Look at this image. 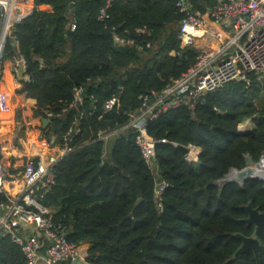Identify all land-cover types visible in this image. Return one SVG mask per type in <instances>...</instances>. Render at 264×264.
<instances>
[{"label": "trees", "instance_id": "1", "mask_svg": "<svg viewBox=\"0 0 264 264\" xmlns=\"http://www.w3.org/2000/svg\"><path fill=\"white\" fill-rule=\"evenodd\" d=\"M187 1L202 13L215 3ZM176 2L116 0L109 17L98 20L103 0H71V6L68 0H34L32 12L12 27L17 50L8 40L0 59V81L16 55L25 59L29 76L28 81L19 78L21 89L8 99L0 94L6 121L0 132L16 137L34 131L61 145L76 122L72 150L56 165L43 203L54 221L66 226L68 241L89 245L86 259L93 264H264V242L257 258L251 250L234 256L241 245L238 235L251 236L254 230L244 221L245 206L264 211V182H227L220 195L217 184L207 185L244 168L246 156L258 162L263 155L264 105L259 103L264 77L252 73L248 87L227 83L206 93L193 114L184 106L171 107L147 119L150 136L199 147V163L187 162L181 149L160 144L153 173L132 128L97 140L98 131L127 123L140 106V94L153 99L193 64L200 41L191 49L180 48ZM140 28L146 33H138ZM114 34L134 44L119 45ZM79 87L83 92L72 108L73 90ZM112 96L118 97L115 106L102 112V103ZM26 99L35 103L28 105ZM7 113L14 116L7 118ZM248 120L251 131L239 135L238 125ZM12 157L0 154L7 173L28 170L26 159L8 165ZM157 180L166 183L161 208L154 195ZM133 181L141 190L138 205ZM4 200L0 195V203ZM0 264H26L8 237H0Z\"/></svg>", "mask_w": 264, "mask_h": 264}, {"label": "built area", "instance_id": "2", "mask_svg": "<svg viewBox=\"0 0 264 264\" xmlns=\"http://www.w3.org/2000/svg\"><path fill=\"white\" fill-rule=\"evenodd\" d=\"M115 1L103 0L98 20L109 17L108 10ZM33 3L34 0H0V59L4 50L2 39L7 29L21 23ZM176 7L181 14L178 24L180 48H193L200 41L195 46L193 64L181 76L172 79L162 92L153 93V99L148 94H140V106L126 124L97 132V140L106 141L120 131L132 128L141 158L153 173H156V146L164 144L177 148L178 143L150 136L147 119L155 118L159 112L171 107L184 106L193 114L206 93L227 83L242 82L248 87L252 73L259 78L264 77V0H215L205 13L194 10L187 0H177ZM74 28L75 21L72 20L70 29ZM137 32L144 34L146 28ZM113 40L122 46L134 44L132 38L117 34ZM19 71L28 81L22 56L16 58L13 67L14 74ZM12 83L21 89L17 78H13ZM82 92V87L73 90L70 107L78 105ZM117 100V96L105 100L101 105L102 112L111 111ZM73 125L64 135L61 145L53 136L42 139L44 151L38 150L37 156L28 160L27 171L9 174L0 159V195L5 198L0 203V237H8L20 248L26 264H93L86 259L83 244L67 240L66 226L54 221L51 208L43 203L44 194L54 184L56 165L72 150L69 144L73 135L79 132L76 122ZM244 126L241 123L237 129L243 130ZM186 148L184 159L197 162L200 148L194 145ZM6 176H9L8 180ZM165 187V181L157 180L154 195L160 208Z\"/></svg>", "mask_w": 264, "mask_h": 264}, {"label": "crops", "instance_id": "3", "mask_svg": "<svg viewBox=\"0 0 264 264\" xmlns=\"http://www.w3.org/2000/svg\"><path fill=\"white\" fill-rule=\"evenodd\" d=\"M33 8H34V5L32 6V8L30 9L27 15H29L32 12ZM38 8L41 10H46V11L51 10L50 7H48L47 5H40ZM13 25L7 29V32L5 33L4 38L2 39V43H4L3 45L5 47V44L8 40L10 41V43L12 40H14L16 43V47H15V51H16L18 44L15 40V36L12 34ZM18 56L19 55H16L14 57V60L12 63L10 64L6 63V66H8L10 70L8 69L7 73L5 72V79L0 81V94L3 96L4 99H8L11 96V94H13L12 92H15V90H18L16 85L12 83L13 78H17L19 80V78L23 76V73L21 72L22 70L19 71L17 74H14L13 72V67L15 65V61ZM25 102L28 105H33L35 103L33 99H26ZM2 110H0V119L3 116V119L0 121V128H3L6 126L5 125L6 121H4L5 114L2 112ZM6 116L7 118L10 116H14V113L12 114L7 113ZM15 119L17 120V117H15ZM42 139H46V138H43L41 134H38V132H34V131H31V132L24 131L19 136H16V137L14 135L6 136V133L1 131L0 132V154L4 152V154L7 153V155L13 156L9 160L8 165H12L13 162H16L15 161L16 159L30 160L33 157L37 156L36 154L38 153V150L44 151V148L42 147L44 142ZM4 148H7V149L3 150ZM17 173H20V172H15L12 174H17ZM88 248H89L88 244H83L82 245L83 253L87 254Z\"/></svg>", "mask_w": 264, "mask_h": 264}, {"label": "water", "instance_id": "4", "mask_svg": "<svg viewBox=\"0 0 264 264\" xmlns=\"http://www.w3.org/2000/svg\"><path fill=\"white\" fill-rule=\"evenodd\" d=\"M70 2L71 6V0H68ZM11 45L12 47L15 49L16 47V43L14 40L11 41ZM191 49V48H189ZM47 63H49V61H47ZM42 123L44 126H46L48 124V121L46 119H42ZM238 134L241 136H244L247 134V132H242L240 130H238ZM178 149H181L182 151H186L187 148L184 145L178 144L177 145ZM264 161V154L263 156L260 158V160L258 162H253L251 160V158L249 156H246L245 158V167L242 168L241 170H236V169H231L227 174L224 175L223 178L217 180V181H213V180H209L207 182V185H211V184H217L219 186L218 189V195H220L221 191H222V186L227 183V182H235L239 185H242L243 182L247 179L250 178H254V179H258L264 182V168L263 172H256L255 170H253L254 166H258L260 163H262ZM200 161L198 160L197 163H199ZM251 167V175H245V173H247L248 169H250ZM232 171H236V172H240L239 174V180H229L227 179V176L232 172ZM5 179H9V176H6ZM135 189H136V194H137V199L135 201V205H138L141 202V190L138 186V184L133 181ZM245 210L248 213V217L244 220L246 223L248 224H252L254 226V230H253V234L251 236H243V235H238V238L241 240V245L240 247L237 249V251L235 252L234 256H237L247 250H251L255 257H258V252H259V248L262 242H264V211H258L256 209H253L251 204H248L247 206H245Z\"/></svg>", "mask_w": 264, "mask_h": 264}, {"label": "rangeland", "instance_id": "5", "mask_svg": "<svg viewBox=\"0 0 264 264\" xmlns=\"http://www.w3.org/2000/svg\"><path fill=\"white\" fill-rule=\"evenodd\" d=\"M0 27H1V22H0ZM260 104V106L261 105H264V95H263V98H262V100H261V103H259ZM259 106V105H258ZM243 124H245V126H244V129L242 130H240V131H242V132H247V134L246 135H248L249 134V132L251 131V127H253V124H252V122L251 121H246V122H243ZM245 136V135H244ZM239 174H240V172H231V174H229L228 176H227V179H229V180H239L240 178V176H239ZM245 175H251V168L250 169H248V171H247V173H245Z\"/></svg>", "mask_w": 264, "mask_h": 264}, {"label": "bare ground", "instance_id": "6", "mask_svg": "<svg viewBox=\"0 0 264 264\" xmlns=\"http://www.w3.org/2000/svg\"><path fill=\"white\" fill-rule=\"evenodd\" d=\"M263 168H264V161L262 163H260L258 166H254L253 170H255L256 172H263V171H261V170H263ZM232 172H236V171H232Z\"/></svg>", "mask_w": 264, "mask_h": 264}]
</instances>
